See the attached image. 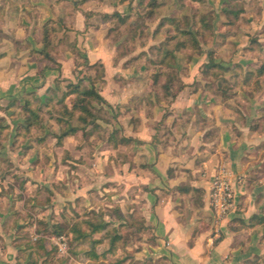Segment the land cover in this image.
I'll list each match as a JSON object with an SVG mask.
<instances>
[{
  "label": "rangeland",
  "instance_id": "1",
  "mask_svg": "<svg viewBox=\"0 0 264 264\" xmlns=\"http://www.w3.org/2000/svg\"><path fill=\"white\" fill-rule=\"evenodd\" d=\"M150 2L151 0H128L125 3L122 0H90L87 2V13L93 15L87 17L88 29L89 26L98 29L100 20L109 24L104 31L105 37L108 35L106 40L108 39L114 47L117 46L118 57L129 58L127 65L124 64V69L130 65L136 67L135 75L146 76L136 78L135 82L139 88H145L147 91L152 89L156 101L152 76L155 73L164 74L160 85L157 86L162 96L165 93L161 86L166 82V78L169 80L173 76V87L161 104L171 106L176 100L174 96L186 88L198 89L203 83L204 88L210 91L216 100H222L223 97L232 106L238 121L240 120L234 126L236 136L242 138L244 132L248 131L249 137L258 136L246 145L245 160L249 168L247 176L241 179H245L249 186L264 187V73L259 74V70L264 66V0H160L162 5L154 15L151 13ZM232 9L243 12L236 19L227 13L232 12ZM115 13L126 18V22L118 25L117 20L104 17ZM195 14L207 16L214 25L213 36L208 35L207 42L201 45L203 52L177 53L176 61L162 65L160 51L172 34L165 28L158 30L161 20L165 17L184 20L186 16L192 18ZM96 16L98 18L95 19ZM89 22L92 24L89 25ZM112 28L115 32L111 31ZM55 46L56 42L54 48ZM74 46L77 44L71 45L72 50ZM173 46L174 43H171L170 47ZM82 51L83 49L80 50L81 59L77 60L82 65L74 69L75 79L71 82L76 84L79 79H84L85 87L91 88L94 84L98 89L102 88L103 65L99 62H90L93 67L83 65V59L86 57L82 55L86 53ZM195 56L200 58V62L211 60L217 61L219 66H229L223 67L226 70L213 74L208 68L210 62L199 70L196 68L198 65H195L193 71H190L189 67ZM54 66L59 65L55 63ZM197 71L201 81H197V77L192 79ZM211 75L213 78L208 79ZM62 83L60 80L56 84L57 95L46 99L51 100V105L56 110H62L65 105L70 108L75 105L74 96L63 99L69 83ZM63 85L65 90L62 89ZM181 87L184 89L178 92ZM211 88L217 93H220V88L225 91L217 96ZM40 102L43 105L47 103ZM125 106L127 105L120 104L110 107L93 100L91 107L99 117L98 127L89 126L86 131L70 138L65 144L66 139L61 147L53 136L60 132L54 120L57 112L45 108L44 134L28 139L30 141L22 148L26 153L31 149L33 154L38 152L35 177L26 178L18 169L15 170V164L10 160L0 161V171L3 170L4 173H0V208H6L8 224L15 221L16 247L19 242L36 244L39 239L45 238L46 248L50 253L43 255V252H40L37 259H33L29 253L23 256L18 252V264H33L32 260H38V264H175L172 258L163 257L157 251V238L152 228L146 226L143 216L144 202L139 193L133 192L134 186L130 189L127 187L129 167L137 171L151 169L143 159L142 147L138 143V146H134V143L119 144L117 148L109 144L114 133L119 142L127 135L126 125L130 117ZM12 107L18 110L9 116L10 120L12 117H15V120L20 116V109ZM137 109L135 108L134 112L130 110V113L133 116L139 115ZM168 116V111L163 113L162 121L157 125L159 130L166 131L167 127L164 128L163 125ZM76 120L75 118L73 122L79 124ZM182 143L184 144L183 140ZM190 148L193 151L196 149L192 141L184 149L189 157L193 158L195 154L189 151ZM206 149L209 150L208 153L203 154H215L218 145L201 147L203 152ZM217 154L218 165L224 162L229 167L227 154L224 151ZM229 168L231 170V166ZM28 181H31V185H27ZM261 211L264 214V208ZM89 221L108 224L105 231L94 235L99 241L94 247L91 241L77 242L72 239L77 236L73 231L74 226L78 225L81 231L86 233L89 231ZM212 222L210 216L202 218L203 228H212V234L216 235ZM56 227L63 230V236L55 235ZM218 234L220 238V230ZM114 239L116 241L113 248ZM189 244H193V240ZM166 246L169 247V242ZM92 252L95 257L91 255Z\"/></svg>",
  "mask_w": 264,
  "mask_h": 264
},
{
  "label": "crops",
  "instance_id": "2",
  "mask_svg": "<svg viewBox=\"0 0 264 264\" xmlns=\"http://www.w3.org/2000/svg\"><path fill=\"white\" fill-rule=\"evenodd\" d=\"M81 2L0 0V130L9 127L8 134L0 140V161L10 160L15 164V170L18 169L26 178L35 177L38 152L33 154V149L23 152L22 148L30 140L15 144L17 127L24 120L21 116L10 120L9 116L18 110L9 105L13 101L22 105L32 97L42 103L47 102L46 99L57 95V80L63 81L64 85L74 80L78 59L71 45L75 43L79 50L83 49L86 55L82 56L91 64L99 62L104 66L103 86L98 89L95 85L102 98L111 107L128 106L130 120L125 137L135 140L134 146H138L137 140L144 142L140 145L143 159L151 169L137 171L129 167L127 187L134 186L133 192L139 193L144 202L143 216L146 226L152 228L157 238V251L163 257L172 258L175 264H253L256 258L264 257V224L260 221L264 217L261 213L264 187L249 186L245 179L243 183H237L239 178L248 174L246 145L258 136L251 138L248 131L242 138L237 137L234 126L240 120L234 115L232 106L216 100L204 88V83L198 89L186 88L180 92L171 106L158 104L152 89L139 88L135 82L136 78L146 76L135 75L136 67L130 65L124 69L129 58L118 57L117 46L106 40L108 35L105 37L104 31L109 24L100 20L98 29L90 26L88 29L87 3ZM49 21L54 22L58 30L56 46L50 52L59 65L57 67L39 54L44 48L43 26ZM199 59L198 56L192 59L190 71L195 65L199 70L211 62H200ZM213 63L219 65L217 61ZM194 73L192 79L197 77V81H201L198 71ZM212 78V75L208 77ZM135 108H138L137 116L130 113ZM167 111L169 116L163 125L167 129L161 131L157 125ZM133 117L136 120H132ZM190 141L196 146L194 151L189 149L195 154L193 158L184 149ZM215 145H218L217 153L224 151L229 158L231 170L230 166L228 168L233 176L237 203L236 210L220 227V238L218 233L212 234V228L204 229L202 226L203 217L210 216L213 221L208 193L219 161L217 153L207 154L209 150L203 152L201 147ZM0 173L4 174L3 170ZM27 185H31V181ZM185 186L190 192L181 193L179 188ZM6 212V208H0V264H18L19 248L14 243L15 221L8 224ZM191 240L193 244L190 245ZM168 242L169 247L166 246Z\"/></svg>",
  "mask_w": 264,
  "mask_h": 264
},
{
  "label": "trees",
  "instance_id": "3",
  "mask_svg": "<svg viewBox=\"0 0 264 264\" xmlns=\"http://www.w3.org/2000/svg\"><path fill=\"white\" fill-rule=\"evenodd\" d=\"M90 0H82V4H85L89 2ZM128 0H122V2H126ZM199 1V0H194ZM160 0H151L150 7L152 8L151 13L154 15L156 14V10L159 9L161 6ZM243 10L238 11H229L227 12L229 15H233L236 19L240 17ZM92 13H86L87 17L92 16ZM106 19L109 20H117L118 25L124 24L126 22V18L122 17L120 14L115 13L113 15H105ZM55 23L52 21H49L45 26H43V32H42V42L44 44V48L41 52H39L40 55L44 56L48 61L55 63L53 57L51 56L50 52L54 46V41L57 39V28L54 26ZM165 28L167 32L171 33L172 35L167 39L163 46L162 50L160 51L162 54V60L161 64H165L167 62H174L176 61V54H182L187 51H193L196 54H201L203 52L201 45L205 44L207 41V36L210 35V37L213 36V30L214 25L213 21H210L207 16H203V14H195L192 18L186 16V19L180 20L176 17L172 18H163L161 20V23L159 25V29ZM112 32H115V29H111ZM173 31V32H172ZM174 43V46L171 48L170 44ZM73 52L76 55L77 59H81V52L77 48V46L73 47ZM83 65L87 67H93V65L90 64V61L88 58L83 59ZM82 64H80L78 61H76V66L79 67ZM210 68V71L214 74L219 71L226 70V68H223L219 65L214 64L211 62L208 66ZM102 79L105 77V70L104 66H102ZM264 73V66L259 70V74ZM164 77V74H156L152 76L153 85L155 88V94L157 98L158 103H162L164 101V97L168 96V91L173 87V76L169 78V80L166 78V82L161 86L162 90L164 91V95L162 96L160 94L159 89H157V86L160 85L161 78ZM60 80H57L56 83H58ZM90 82H94L93 79H89ZM84 79H79L78 82L72 83L70 82L67 86V91L65 92L63 99L70 98L71 96H74V103L75 105L73 108H70L68 105H65L62 110H56L51 104V100H48L46 105L41 104L40 101L37 100V98L32 97L25 100L24 104L20 105L19 101H13L9 105L10 107L16 106L20 109V116L23 118L24 123L18 125L15 135V144L17 145L20 142H25L28 139L39 137L40 135L44 134L45 129L43 128V115H44V109L48 108L53 109L54 113L57 112V115L55 116L54 120L56 121L58 128L60 129V132L57 134H53L54 138L56 139L58 146H63L64 141L68 138L77 136L80 132L86 131L89 126L98 127V120L99 117L96 116V114L93 112V109L91 107L92 101L97 100L100 103L106 104L110 106L104 98L98 93L97 89L95 88L94 84L91 88H87L84 86ZM198 86H200L198 84ZM185 87V86H184ZM184 88H179L178 92L182 91ZM212 92L216 93L217 96H220L224 93L225 89L222 90L220 88V93H217V91L213 88L210 89ZM250 91L249 89H246ZM176 96H174L175 99ZM222 103H226V101L221 98ZM111 107V106H110ZM128 106H125L127 108ZM3 109V108H2ZM6 109V108H4ZM77 119L76 121L80 124H75L73 121L74 119ZM165 118V117H164ZM9 131V127H3L0 130V140L5 137ZM135 140L129 139V138H122V141H117L115 137V133L111 136L109 144L113 145L115 148L118 147L119 144L122 145H128L132 144ZM139 145H143L144 142L136 141ZM14 144V145H15ZM181 193L190 192V189L188 186L179 188ZM122 219V218H120ZM262 224H264V218L260 220ZM89 225V231L88 232H82L81 228L76 225L73 228V231L77 234V236L72 237L73 240L79 241H91L93 247L99 243L94 238L95 234L102 233L106 230L108 224L106 222H101L100 224H96L94 222H87ZM55 235L60 237L63 236L64 232L63 230H60V228H55ZM59 230V231H57ZM117 239V238H116ZM114 239L112 241V246L114 248V244L116 241ZM45 238H41L38 240V243L31 244V243H25L22 244L19 242V245L17 244V247L19 248V253L23 256L28 254L31 255V257L34 259H37L36 257L39 255L40 252H43V255L50 254L46 248ZM24 246V247H23ZM33 246V247H32ZM93 257H95V253L92 252L91 254ZM33 264H38V260H32ZM264 264V257H258L255 259L253 264Z\"/></svg>",
  "mask_w": 264,
  "mask_h": 264
},
{
  "label": "built area",
  "instance_id": "4",
  "mask_svg": "<svg viewBox=\"0 0 264 264\" xmlns=\"http://www.w3.org/2000/svg\"><path fill=\"white\" fill-rule=\"evenodd\" d=\"M237 183L241 184L243 180L239 178ZM208 205L213 214L216 233H218L222 223L237 207L233 176L224 162L219 165L212 179L208 193Z\"/></svg>",
  "mask_w": 264,
  "mask_h": 264
}]
</instances>
